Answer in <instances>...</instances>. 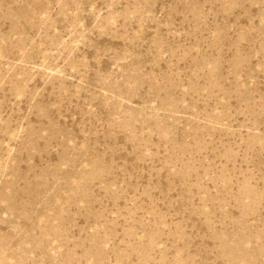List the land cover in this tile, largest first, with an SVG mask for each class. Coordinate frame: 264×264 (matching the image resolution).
I'll return each mask as SVG.
<instances>
[{"label": "rangeland", "instance_id": "obj_1", "mask_svg": "<svg viewBox=\"0 0 264 264\" xmlns=\"http://www.w3.org/2000/svg\"><path fill=\"white\" fill-rule=\"evenodd\" d=\"M0 264H264V0H0Z\"/></svg>", "mask_w": 264, "mask_h": 264}]
</instances>
